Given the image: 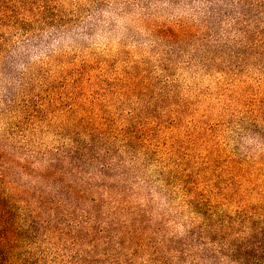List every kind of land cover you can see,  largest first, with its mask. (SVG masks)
Here are the masks:
<instances>
[{
	"label": "rangeland",
	"instance_id": "374dc122",
	"mask_svg": "<svg viewBox=\"0 0 264 264\" xmlns=\"http://www.w3.org/2000/svg\"><path fill=\"white\" fill-rule=\"evenodd\" d=\"M222 1L31 0L36 15L23 28L0 23V143L36 156L41 168L56 145L55 125L72 116L137 131L146 147L121 166L134 187L130 208L145 209L159 237L177 240L191 216L186 181L205 187L206 174L226 182L232 161L264 152V44L244 60L233 48L244 30L264 29V8L236 0L239 16L246 13L237 31L231 16L219 18L229 10ZM176 21L196 26L181 39L156 30ZM228 63L242 69L220 72ZM248 171L220 185L255 200L247 179L260 190L264 174ZM179 172L192 176L182 183Z\"/></svg>",
	"mask_w": 264,
	"mask_h": 264
},
{
	"label": "trees",
	"instance_id": "16d2710c",
	"mask_svg": "<svg viewBox=\"0 0 264 264\" xmlns=\"http://www.w3.org/2000/svg\"><path fill=\"white\" fill-rule=\"evenodd\" d=\"M30 1L0 0V23L23 28L36 15ZM223 3L229 10L219 18L231 16L233 27L241 31L237 26L246 13L239 16L240 2ZM255 6L264 8V0ZM211 13H216L214 6ZM195 26L176 21L156 30L181 39ZM242 34L233 48L244 60L248 51L264 44V29L255 25ZM241 69L228 63L220 72ZM55 128L56 145L44 154L41 168L36 156H20L0 143V264H264V186L257 189L247 176L250 192L259 195L247 200L220 185L237 184L251 169L264 174V152L247 164L232 161L226 182L206 174L203 178L211 184L205 187L186 181L182 203L191 214L189 226L177 240H167L159 237L157 226L151 227L145 209L130 208L134 187L126 178L130 170L122 167L127 160L134 163L136 150L146 147L142 136L95 116H72ZM179 174L182 183L192 176ZM116 177L122 180L115 182ZM224 202L234 209L223 208Z\"/></svg>",
	"mask_w": 264,
	"mask_h": 264
}]
</instances>
